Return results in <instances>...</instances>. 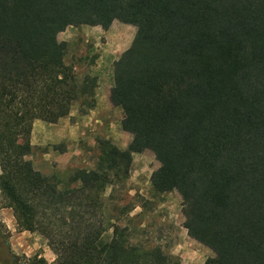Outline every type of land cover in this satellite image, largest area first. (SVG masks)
Here are the masks:
<instances>
[{
  "label": "trees",
  "instance_id": "trees-1",
  "mask_svg": "<svg viewBox=\"0 0 264 264\" xmlns=\"http://www.w3.org/2000/svg\"><path fill=\"white\" fill-rule=\"evenodd\" d=\"M116 20L136 27L110 89L132 140L99 139L93 168L47 175L22 135L76 102L89 113L99 87L66 63L59 34ZM145 150L160 164L154 191L180 193L184 227L213 251L204 264H264V0H0V193L56 254L30 264H183L104 209L107 186Z\"/></svg>",
  "mask_w": 264,
  "mask_h": 264
},
{
  "label": "rangeland",
  "instance_id": "rangeland-1",
  "mask_svg": "<svg viewBox=\"0 0 264 264\" xmlns=\"http://www.w3.org/2000/svg\"><path fill=\"white\" fill-rule=\"evenodd\" d=\"M135 34L134 25L119 20L114 21L109 29L92 25L70 26L59 34L60 40L68 42L65 61L75 67L79 79L86 73L98 76L101 111L94 114L97 117L90 121L85 135L76 137L71 143L70 160H56L51 153L45 154L47 147L33 146L29 158L37 169L65 180L75 168L96 165L99 139L110 138L119 147L127 148L132 135L121 127V108L107 105V93L110 94L113 85L114 61L131 45ZM79 106L80 102H76L72 108L75 116L79 115ZM21 141L28 143L29 134H23ZM55 147L62 152L66 144L60 142ZM159 165L151 150L134 153L129 177L116 180L114 186H107L104 209L112 217V222L130 227L133 241L142 242L149 248L161 245L166 252L180 258L183 264H204L214 253L198 235H190L184 227L186 210L180 193L174 190L159 194L152 187L151 174ZM112 231L107 232V237ZM0 236L12 249V254L4 256L6 261L15 257V264H30L35 257L49 262L56 259L45 237L18 228L13 210L4 206L1 193ZM3 250L4 242L0 243V264H3Z\"/></svg>",
  "mask_w": 264,
  "mask_h": 264
},
{
  "label": "crops",
  "instance_id": "crops-1",
  "mask_svg": "<svg viewBox=\"0 0 264 264\" xmlns=\"http://www.w3.org/2000/svg\"><path fill=\"white\" fill-rule=\"evenodd\" d=\"M98 94L97 91V105L90 113L80 114L79 112V115L75 116L76 114L71 112L68 116L59 119L55 123L39 119L35 120L28 133L29 144L47 147L45 154L51 153L56 160H70L72 153L69 147L71 143L76 137L85 135L88 126H90V121L97 117L94 114L101 111L100 102L102 98L100 99ZM107 101V105L114 106L111 103L109 93H107ZM60 142L66 144L65 150L62 152L55 147V144Z\"/></svg>",
  "mask_w": 264,
  "mask_h": 264
},
{
  "label": "flooded vegetation",
  "instance_id": "flooded-vegetation-1",
  "mask_svg": "<svg viewBox=\"0 0 264 264\" xmlns=\"http://www.w3.org/2000/svg\"><path fill=\"white\" fill-rule=\"evenodd\" d=\"M3 242H4V250L1 252V253H3L1 262L3 264H15L14 263V258L15 257H12V258L8 259L9 261H6V259H4V256H6L7 254H12V249L9 246V242L4 240V237L0 236V243H3ZM5 258H7V257H5Z\"/></svg>",
  "mask_w": 264,
  "mask_h": 264
}]
</instances>
